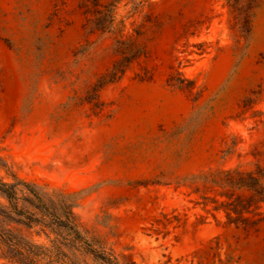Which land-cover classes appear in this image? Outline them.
<instances>
[{
  "label": "rangeland",
  "instance_id": "obj_1",
  "mask_svg": "<svg viewBox=\"0 0 264 264\" xmlns=\"http://www.w3.org/2000/svg\"><path fill=\"white\" fill-rule=\"evenodd\" d=\"M118 18L144 53L96 91L113 34L77 0H0V177L63 193L123 264H264V221L228 222L195 178L264 168V0H123Z\"/></svg>",
  "mask_w": 264,
  "mask_h": 264
},
{
  "label": "trees",
  "instance_id": "obj_2",
  "mask_svg": "<svg viewBox=\"0 0 264 264\" xmlns=\"http://www.w3.org/2000/svg\"><path fill=\"white\" fill-rule=\"evenodd\" d=\"M122 1L77 0L85 27L113 34L120 55L98 79L96 91L121 78L131 62L144 53L138 43L141 31L125 35L126 21L118 18ZM14 178L16 182L11 183L0 177V196L6 202L0 204V258L4 264H123L104 239L84 227L63 193H58L56 200H45L26 181ZM195 178L214 188L215 196L204 198L214 203L215 210L222 209L228 222L255 228L264 221V168L260 165L254 170L219 169ZM20 185L28 191L19 189ZM33 232L44 233L47 241H35Z\"/></svg>",
  "mask_w": 264,
  "mask_h": 264
}]
</instances>
